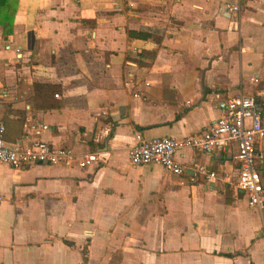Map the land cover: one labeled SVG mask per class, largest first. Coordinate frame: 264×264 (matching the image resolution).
I'll return each mask as SVG.
<instances>
[{
    "label": "crops",
    "instance_id": "0c3cea01",
    "mask_svg": "<svg viewBox=\"0 0 264 264\" xmlns=\"http://www.w3.org/2000/svg\"><path fill=\"white\" fill-rule=\"evenodd\" d=\"M0 1L6 141L29 130L103 156L0 162V264H264V204L234 187L229 151H177L188 167L228 170L231 181L212 183L127 155L140 137L199 132L221 98L264 103V0ZM34 81L58 85L56 105L36 104ZM256 156L262 172L264 135Z\"/></svg>",
    "mask_w": 264,
    "mask_h": 264
},
{
    "label": "built area",
    "instance_id": "2783aa9c",
    "mask_svg": "<svg viewBox=\"0 0 264 264\" xmlns=\"http://www.w3.org/2000/svg\"><path fill=\"white\" fill-rule=\"evenodd\" d=\"M228 7L239 8L238 4ZM217 105L220 115L199 132L182 138L172 135L140 137L128 147V159L134 165L157 163L170 172L188 174L191 180L201 176L206 182L212 183L218 179L231 181L228 170L209 168L202 163L188 167L177 159V151L181 148L207 153L229 151L237 167L234 187L246 195L249 205L260 209L264 204V184L256 163V141L264 135V103L253 94L239 93L219 99ZM26 127L36 132L49 126L44 121H30ZM5 129L0 113V162L14 167L40 163L85 166L103 157L98 150L76 153L69 146L30 137L29 130L25 135L27 141L10 144L5 139Z\"/></svg>",
    "mask_w": 264,
    "mask_h": 264
},
{
    "label": "trees",
    "instance_id": "16d2710c",
    "mask_svg": "<svg viewBox=\"0 0 264 264\" xmlns=\"http://www.w3.org/2000/svg\"><path fill=\"white\" fill-rule=\"evenodd\" d=\"M3 5V2L0 1V6ZM6 24V30H9V24L11 23V17L8 18ZM5 25V22H2ZM149 56L153 55V51L146 52ZM33 91H34V100L37 105H40V107H46L54 106L56 105V100H52L51 96L54 95L55 92L58 91L59 87L56 83H50V82H40V81H34L32 83ZM256 98L263 102L258 96Z\"/></svg>",
    "mask_w": 264,
    "mask_h": 264
},
{
    "label": "water",
    "instance_id": "95a60500",
    "mask_svg": "<svg viewBox=\"0 0 264 264\" xmlns=\"http://www.w3.org/2000/svg\"><path fill=\"white\" fill-rule=\"evenodd\" d=\"M261 174L264 175V171H262Z\"/></svg>",
    "mask_w": 264,
    "mask_h": 264
}]
</instances>
